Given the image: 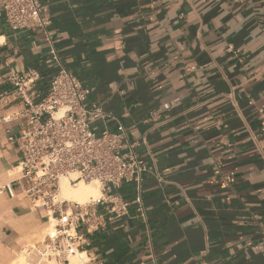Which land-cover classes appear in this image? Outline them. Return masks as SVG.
<instances>
[{
	"label": "crops",
	"instance_id": "0c3cea01",
	"mask_svg": "<svg viewBox=\"0 0 264 264\" xmlns=\"http://www.w3.org/2000/svg\"><path fill=\"white\" fill-rule=\"evenodd\" d=\"M45 32L10 29L0 0V264L45 236L16 182L25 106L8 80L35 70L46 95L60 65L118 124L147 166L145 219L81 232L88 264H264V0H38ZM117 194L128 202L134 184ZM40 237V238H38Z\"/></svg>",
	"mask_w": 264,
	"mask_h": 264
},
{
	"label": "built area",
	"instance_id": "2783aa9c",
	"mask_svg": "<svg viewBox=\"0 0 264 264\" xmlns=\"http://www.w3.org/2000/svg\"><path fill=\"white\" fill-rule=\"evenodd\" d=\"M2 9L14 32H45L50 24L38 0H2ZM50 54L59 69L40 101L34 102L29 93L40 78L37 71L8 76L25 106V112L19 115L22 122L18 137H8L10 143L17 142L21 153L16 182L30 206L42 209L47 218L44 238L23 252L25 264H67L77 253H84L80 252L81 232L99 231L106 221L128 216L131 206L135 216L146 217L140 189L148 169L137 156L135 145L128 142L121 124L114 131L93 130V121L105 120L109 115L101 105L87 101L81 83L60 65L53 48ZM61 179L74 186L95 182L100 196L85 204L63 200ZM123 184L135 185L133 201L117 194ZM4 192L10 197L16 194L10 183L0 187V194Z\"/></svg>",
	"mask_w": 264,
	"mask_h": 264
},
{
	"label": "bare ground",
	"instance_id": "6f19581e",
	"mask_svg": "<svg viewBox=\"0 0 264 264\" xmlns=\"http://www.w3.org/2000/svg\"><path fill=\"white\" fill-rule=\"evenodd\" d=\"M100 196V191L95 182H80L77 185H69L66 179L60 180V197L70 202L85 204L91 200H96ZM85 253H77L69 259L67 264H86Z\"/></svg>",
	"mask_w": 264,
	"mask_h": 264
},
{
	"label": "rangeland",
	"instance_id": "374dc122",
	"mask_svg": "<svg viewBox=\"0 0 264 264\" xmlns=\"http://www.w3.org/2000/svg\"><path fill=\"white\" fill-rule=\"evenodd\" d=\"M38 238H40V237H38ZM15 261H17L18 264H25V262H26L25 254H21ZM86 261H87V259H86ZM40 264H59V263H55L54 261H44ZM86 264H88V263L86 262Z\"/></svg>",
	"mask_w": 264,
	"mask_h": 264
}]
</instances>
